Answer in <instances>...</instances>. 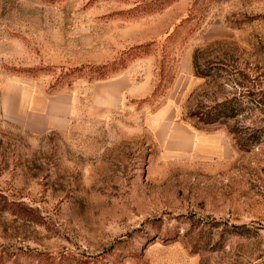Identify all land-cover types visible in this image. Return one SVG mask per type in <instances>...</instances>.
<instances>
[{
    "label": "rangeland",
    "instance_id": "1",
    "mask_svg": "<svg viewBox=\"0 0 264 264\" xmlns=\"http://www.w3.org/2000/svg\"><path fill=\"white\" fill-rule=\"evenodd\" d=\"M0 264H264V0H0Z\"/></svg>",
    "mask_w": 264,
    "mask_h": 264
},
{
    "label": "crops",
    "instance_id": "2",
    "mask_svg": "<svg viewBox=\"0 0 264 264\" xmlns=\"http://www.w3.org/2000/svg\"><path fill=\"white\" fill-rule=\"evenodd\" d=\"M94 86L92 85L87 91L88 95L91 94L92 98H96L92 105L101 106L107 110L117 107L116 105L112 106L109 102L98 105L103 97L101 94H93ZM145 93L144 89L141 91L136 86H130L125 91L126 96L131 99L140 98ZM79 100L74 92L73 94H68L67 91H60L53 97H50L44 91L28 88L20 93L16 108L11 109L10 113L4 110V113L11 121L31 133L43 134L49 131L66 132L72 127V123L81 117ZM167 110L166 107H162L147 115V126L149 128L164 126Z\"/></svg>",
    "mask_w": 264,
    "mask_h": 264
},
{
    "label": "trees",
    "instance_id": "3",
    "mask_svg": "<svg viewBox=\"0 0 264 264\" xmlns=\"http://www.w3.org/2000/svg\"><path fill=\"white\" fill-rule=\"evenodd\" d=\"M225 115H226L225 112H221L219 114H213L211 113V111H209L206 113L205 117H200L198 118V120L199 122H202L204 124H211L217 122L219 118L225 117Z\"/></svg>",
    "mask_w": 264,
    "mask_h": 264
}]
</instances>
